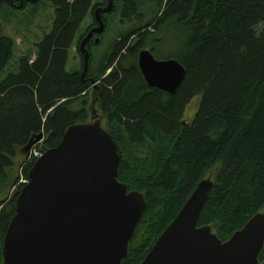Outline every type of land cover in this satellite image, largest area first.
<instances>
[{"label": "trees", "instance_id": "trees-1", "mask_svg": "<svg viewBox=\"0 0 264 264\" xmlns=\"http://www.w3.org/2000/svg\"><path fill=\"white\" fill-rule=\"evenodd\" d=\"M52 1L54 30L38 45L35 61L33 55L24 57L19 74L0 83V194L17 185L19 149L39 136L43 153L55 149L71 126L89 120V73L83 79V72L70 74L66 68L94 0ZM118 1L123 22L129 23L140 19L147 2L166 7L157 20L116 41L94 79L102 89L97 108L121 155L119 181L147 199L123 263L142 264L207 178L215 188L200 226L211 225L223 242L264 212V0ZM162 41L173 46L170 55H157ZM149 47L157 59H174L185 68L176 94L146 83L139 54ZM14 48L13 39H0V73L13 60ZM199 95L202 103L188 123L185 112ZM35 162L24 168L26 180ZM22 188L8 202L0 198L1 246Z\"/></svg>", "mask_w": 264, "mask_h": 264}, {"label": "water", "instance_id": "water-1", "mask_svg": "<svg viewBox=\"0 0 264 264\" xmlns=\"http://www.w3.org/2000/svg\"><path fill=\"white\" fill-rule=\"evenodd\" d=\"M114 2L96 11L97 27L80 45L83 79L91 62L87 45L105 33L103 16L114 11ZM139 67L150 88L170 95L187 74L177 60H158L146 49ZM91 82L92 123L71 126L61 144L31 168L4 238V264H123L130 257L148 203L143 193L119 181L121 155L97 114L101 86ZM214 188L211 177L197 186L142 264H264V212L226 242L211 225L200 226Z\"/></svg>", "mask_w": 264, "mask_h": 264}, {"label": "rangeland", "instance_id": "rangeland-1", "mask_svg": "<svg viewBox=\"0 0 264 264\" xmlns=\"http://www.w3.org/2000/svg\"><path fill=\"white\" fill-rule=\"evenodd\" d=\"M102 2L103 0H95L96 4ZM165 3L167 4L166 0ZM0 6V39L3 37H8L13 39L15 42L13 60L10 62L9 66L0 73L1 83L11 74H19L20 61L24 57L33 55L32 60L35 61L38 45L43 43L45 38L54 30L57 6L52 0H39L34 4L27 3L23 0H4L3 2L0 0ZM155 6L156 4L147 2L145 7L140 11L141 16L139 20L142 23L136 19L134 22L129 23L123 22L121 17L122 6L121 4H118V8L121 7V9L107 18V28L103 38H101V45L99 47L93 46L92 49H90L92 56L89 71L90 79H95L98 77L99 65L105 55L114 49L116 41L120 39L122 40L124 36H127L133 31L139 30L140 24L146 25V23H150L156 18L158 19L160 14L164 12L166 8L164 7L163 9H158ZM92 26V17L89 15L79 30L74 48L70 51L69 61L66 68L70 74L75 72H83V61L78 52V43L81 40V37L85 35ZM151 45H155V43L152 42ZM146 50H151L153 53H156L152 50V47H149ZM173 50V46H171L167 41H162V43L160 42V44L156 46L157 55L167 56L170 55ZM157 57L159 58V56H156V58ZM92 92L93 89L91 86L86 99V108L89 113L88 123H92L91 112L88 109L90 108L92 101ZM202 100L203 96L199 95L191 102L185 112L184 121L190 123L193 120L200 108ZM98 109L99 108H97V110ZM97 114L103 120V127L107 128V120L105 115L100 109L98 110ZM35 142L36 143L32 146L19 149L17 151V155L14 159L16 165L14 171V181L17 183V185L15 188L12 186L10 187L9 185L2 189V194H0L2 201L8 202L17 195L19 188L23 186V183L26 180L24 168L31 164V161L38 157V155L43 154L41 150L43 137H37ZM2 252L3 245H0V264H4Z\"/></svg>", "mask_w": 264, "mask_h": 264}, {"label": "flooded vegetation", "instance_id": "flooded-vegetation-1", "mask_svg": "<svg viewBox=\"0 0 264 264\" xmlns=\"http://www.w3.org/2000/svg\"><path fill=\"white\" fill-rule=\"evenodd\" d=\"M23 1H26L27 3H32V4H34V3H37L39 0H23ZM108 1H109V0H103L102 3L96 4V3H95V0H94V3H93V5H92V8H91V10H90V12H89V15L92 17L93 26L90 27V29L87 31V33L81 37V40H80L79 43H78V52H79V54H80V57L82 58V61H83V57H82V55H81V53H80V45H81V43L83 42V40L89 35V33L97 27V24H96V21H95V13H96V11H97L98 9H101V8H106L107 5H108ZM22 3H24V2H22ZM118 4H119V1H118V0H115V2H114V11H113L112 13H110V14H107V15H104V16H103V20H104V22H105V24H106V27H107V18H108L109 16H112L113 13H116V12H117V10H118ZM12 5H13V4H12ZM23 7H24V5H23ZM116 9H117V10H116ZM88 17H89V16H88ZM88 17H87V18H88ZM121 17H122V14H121ZM86 20H87V19H86ZM103 36H104V34H103V35H100V36L97 35V36H95V37H94V38L88 43V45H87V49H88L90 55H91V51H90V49H92L93 46H95V47H99V46L101 45V42H102V39H101V38H103ZM137 39H138L137 36H135V37H134V36L131 37V41H132V42L137 41ZM98 41H99V43H97ZM142 51H143V50H142ZM91 58H92V56H91ZM158 60H159V59H158ZM83 69H84V61H83ZM89 80L92 81V80H94V79L91 78V79H89ZM92 89H93V92H92V95H91V97H92L91 104H92V102H93V94L96 92V90L94 89V86H92ZM91 104H90V106H91ZM88 109L90 110V108H88Z\"/></svg>", "mask_w": 264, "mask_h": 264}, {"label": "built area", "instance_id": "built-area-1", "mask_svg": "<svg viewBox=\"0 0 264 264\" xmlns=\"http://www.w3.org/2000/svg\"><path fill=\"white\" fill-rule=\"evenodd\" d=\"M41 156H42V154L38 155V157H36L35 159H37V158H39V157H41ZM35 159H34V160H35ZM30 160H31V158H30ZM34 160H33V161H34ZM33 161H31V163H32ZM26 183H27V181L25 180L23 184H26Z\"/></svg>", "mask_w": 264, "mask_h": 264}, {"label": "bare ground", "instance_id": "bare-ground-1", "mask_svg": "<svg viewBox=\"0 0 264 264\" xmlns=\"http://www.w3.org/2000/svg\"><path fill=\"white\" fill-rule=\"evenodd\" d=\"M91 66V65H90Z\"/></svg>", "mask_w": 264, "mask_h": 264}]
</instances>
